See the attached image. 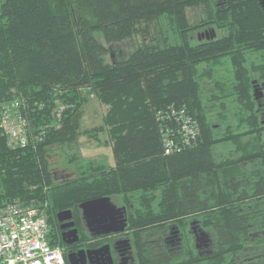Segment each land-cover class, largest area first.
Segmentation results:
<instances>
[{
  "label": "trees",
  "instance_id": "obj_1",
  "mask_svg": "<svg viewBox=\"0 0 264 264\" xmlns=\"http://www.w3.org/2000/svg\"><path fill=\"white\" fill-rule=\"evenodd\" d=\"M210 26L213 38L193 37ZM128 38L134 47L110 61L108 43ZM254 82H264L261 0H0V204L35 199L55 219L118 196L134 236L190 219L209 234L171 264H264V105ZM92 96L107 110L85 127ZM172 108L197 119L192 142ZM5 111L28 144L10 145ZM83 134L110 143L114 162L73 153L76 175L55 180L52 146ZM167 140L180 149L167 152ZM222 144L229 153L216 152Z\"/></svg>",
  "mask_w": 264,
  "mask_h": 264
},
{
  "label": "flooded vegetation",
  "instance_id": "obj_2",
  "mask_svg": "<svg viewBox=\"0 0 264 264\" xmlns=\"http://www.w3.org/2000/svg\"><path fill=\"white\" fill-rule=\"evenodd\" d=\"M214 35H217V30L215 27L210 26L197 30L193 37L204 40L213 38ZM256 83L258 82L253 84ZM259 84L262 86L263 93L256 98H258L260 104L264 105V83ZM112 200L122 208L121 218L123 221L121 223H124V227L119 230L106 231L111 223L108 216H106L107 220L104 222L90 221L87 223L81 209L78 213L67 207L72 211V216L69 219H59L58 211L61 209L56 211L55 219L49 216L50 231L58 244L62 246L67 257L70 252L90 249V252L85 255V261L81 264H161L160 255L162 254L164 257L163 263L171 264L172 261L174 262L176 255L186 256L189 251V244L193 243L198 251L207 245L209 234L197 227L195 220L191 219L183 228L171 221V223L165 225L160 237H148L145 232L138 233V231L134 236L132 233L134 226L130 224L127 203L118 196H112ZM69 220H73L74 224L62 226V223ZM138 224H142L141 221ZM74 226L78 229L79 238L70 241L69 238L71 237L66 231ZM161 237L162 239H160ZM102 247L105 248L103 251H91V249L97 250Z\"/></svg>",
  "mask_w": 264,
  "mask_h": 264
},
{
  "label": "built area",
  "instance_id": "obj_3",
  "mask_svg": "<svg viewBox=\"0 0 264 264\" xmlns=\"http://www.w3.org/2000/svg\"><path fill=\"white\" fill-rule=\"evenodd\" d=\"M172 114L180 123L179 133L183 143L192 142L200 133L197 119L186 114L184 109L172 108ZM2 124L6 127L10 145L29 143V134L23 125L11 122L7 111L3 113ZM172 145L176 149L181 147V144L167 140V152L173 150ZM45 205L35 199H13L0 204V264H66L62 246L51 242Z\"/></svg>",
  "mask_w": 264,
  "mask_h": 264
},
{
  "label": "rangeland",
  "instance_id": "obj_4",
  "mask_svg": "<svg viewBox=\"0 0 264 264\" xmlns=\"http://www.w3.org/2000/svg\"><path fill=\"white\" fill-rule=\"evenodd\" d=\"M188 14L191 21L198 19L201 14L200 9L197 7L189 8ZM197 31V30H196ZM196 34V33H195ZM135 39V37L133 38ZM110 51L107 54V58L110 61H114L119 57L127 54L134 46L133 41L128 38L123 41L109 42ZM207 81V78L204 79ZM211 85L206 83L205 90L206 93L211 89ZM107 110V105L101 103L95 96H92L89 101H87L84 114H83V125L85 127H94L102 122V115ZM102 139L106 138V133H99ZM223 145V144H222ZM230 145L217 146L216 152L229 153ZM79 154L80 157H92L100 159L107 155L109 162L113 163V153L112 146L110 143H98L94 137L83 134L81 135L77 144L70 145H53L52 149L48 153L49 160L51 163L52 170L54 171L55 180H64L76 175L75 171V159L70 160L72 154Z\"/></svg>",
  "mask_w": 264,
  "mask_h": 264
},
{
  "label": "water",
  "instance_id": "obj_5",
  "mask_svg": "<svg viewBox=\"0 0 264 264\" xmlns=\"http://www.w3.org/2000/svg\"><path fill=\"white\" fill-rule=\"evenodd\" d=\"M264 2V0H261ZM264 83V82H263ZM254 93L256 96H259L263 93L262 86L259 83L254 84ZM79 206L82 210V214L84 215L87 223L90 221H98L104 222L106 221V216L110 217L111 223L107 227L106 231H114L119 230L124 227V223H121L123 220L121 218L122 208L117 206L110 195H102L98 197H93L86 199L79 203ZM72 216V211L70 208L61 209L58 211L59 219H69ZM117 223V224H116ZM121 223V224H118ZM74 221L69 220L62 223V226L73 225ZM120 225V226H119ZM105 229V227H104ZM105 231V230H104ZM66 233L71 237L70 241L77 240L79 238L77 227H72L66 231ZM105 248H98L97 250L91 249L94 251H103ZM90 249H80L77 252H70L68 255V260L70 264H81L85 261L86 253H89ZM112 262V260H111ZM113 264V263H112Z\"/></svg>",
  "mask_w": 264,
  "mask_h": 264
},
{
  "label": "clouds",
  "instance_id": "obj_6",
  "mask_svg": "<svg viewBox=\"0 0 264 264\" xmlns=\"http://www.w3.org/2000/svg\"><path fill=\"white\" fill-rule=\"evenodd\" d=\"M112 198V197H111Z\"/></svg>",
  "mask_w": 264,
  "mask_h": 264
}]
</instances>
